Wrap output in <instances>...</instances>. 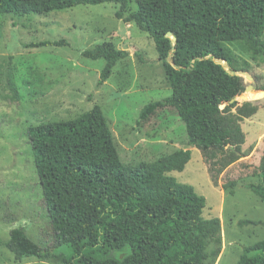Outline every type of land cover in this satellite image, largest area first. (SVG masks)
<instances>
[{"label":"trees","instance_id":"trees-1","mask_svg":"<svg viewBox=\"0 0 264 264\" xmlns=\"http://www.w3.org/2000/svg\"><path fill=\"white\" fill-rule=\"evenodd\" d=\"M102 3L118 5V19L134 23L149 35L170 83L171 95L145 105L138 123L171 107L185 124L189 146L206 158L224 155L223 165L238 160L245 141L241 122L255 115L258 107L251 102L229 103L245 91L243 79L235 73H248L250 66L247 62L242 69L233 67L226 44L241 42L264 61V0H0V15H43ZM168 32L175 42L166 36ZM66 44L65 40L44 41L29 47ZM82 55L104 60L99 87L129 53L104 42ZM7 86L12 98L18 99L9 80ZM245 95L250 98V90ZM259 97L253 92V100ZM27 134L53 244L42 248L24 227H16L6 244L15 260L204 264L206 247L219 231V221L204 220V198L168 175L184 170L190 151L125 164L97 105L74 119L30 126ZM258 171L260 183L249 188L264 202V153ZM62 247L69 250L67 255L56 253ZM236 264H264V240L245 247Z\"/></svg>","mask_w":264,"mask_h":264},{"label":"rangeland","instance_id":"rangeland-1","mask_svg":"<svg viewBox=\"0 0 264 264\" xmlns=\"http://www.w3.org/2000/svg\"><path fill=\"white\" fill-rule=\"evenodd\" d=\"M118 8L114 3H102L43 15H0V264H61L59 259L17 261L6 246L16 227H24L42 248L53 244L27 129L42 122L74 119L95 105L103 111L125 164L190 151L184 170L168 175L204 198V220L219 221V231L206 247L204 264H236L245 247L264 240V202L249 188L260 183L258 167L264 153L262 57H254L241 42L226 44L234 58L233 67L242 69L249 63L248 73L235 74L243 79L245 89L253 87L251 97L245 96L258 111L241 122L245 134L241 157L223 165L224 155L206 158L188 145L185 124L171 107L138 123L141 109L169 97L171 87L153 40L134 23L118 19ZM59 40L67 44L29 47ZM261 40L264 42V31ZM104 42L129 55L116 63L111 76L98 87L105 62L85 58L82 52ZM222 65L230 70L226 63ZM7 80L18 99L12 98ZM253 92L260 97L253 100ZM236 102L241 105L244 101L237 96ZM242 221L261 224L242 225ZM68 252L66 247L56 250L64 255Z\"/></svg>","mask_w":264,"mask_h":264},{"label":"water","instance_id":"water-1","mask_svg":"<svg viewBox=\"0 0 264 264\" xmlns=\"http://www.w3.org/2000/svg\"><path fill=\"white\" fill-rule=\"evenodd\" d=\"M167 37L171 38L173 42L176 41V38L172 36V34L170 32H168L166 34ZM246 78H250L248 75H245ZM251 79V78H250ZM252 86H248L246 89H245V93L248 92L249 90H252ZM262 93H264V91H262ZM240 99L243 100L244 102H247V98L244 96V95H240ZM237 101V97H234L233 99L230 100L229 103H234ZM225 105H222L221 108H223Z\"/></svg>","mask_w":264,"mask_h":264}]
</instances>
